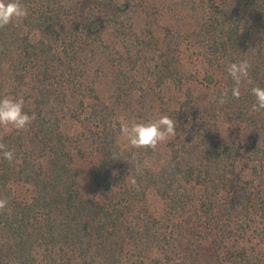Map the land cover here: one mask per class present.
<instances>
[{
	"label": "trees",
	"instance_id": "16d2710c",
	"mask_svg": "<svg viewBox=\"0 0 264 264\" xmlns=\"http://www.w3.org/2000/svg\"><path fill=\"white\" fill-rule=\"evenodd\" d=\"M20 2L0 97L35 119L0 127V264H264V0ZM165 115L155 149L120 135Z\"/></svg>",
	"mask_w": 264,
	"mask_h": 264
},
{
	"label": "clouds",
	"instance_id": "9594fccd",
	"mask_svg": "<svg viewBox=\"0 0 264 264\" xmlns=\"http://www.w3.org/2000/svg\"><path fill=\"white\" fill-rule=\"evenodd\" d=\"M28 15L27 9L20 0H0V28L6 27L13 21L22 20ZM250 64L247 60L233 62L228 65L227 71L235 86L231 89V96L239 98L241 81L248 77ZM228 95L221 93L219 103L224 102ZM251 95L255 102L252 105L255 111L264 110V88H251ZM25 101L22 97H0V127L16 131L25 130L35 119V115H29L24 110ZM177 121L169 116H161L159 119L148 122H128L122 120L120 135L127 141L128 146L136 149H155L158 144L165 143L169 138L176 136ZM0 158L12 162L15 154L12 150H5V145L0 144ZM135 183V180L132 181ZM7 199L0 198V210L7 208Z\"/></svg>",
	"mask_w": 264,
	"mask_h": 264
},
{
	"label": "rangeland",
	"instance_id": "374dc122",
	"mask_svg": "<svg viewBox=\"0 0 264 264\" xmlns=\"http://www.w3.org/2000/svg\"><path fill=\"white\" fill-rule=\"evenodd\" d=\"M196 66L200 69L199 61L197 62ZM150 203H151V205H152V209H153V210L156 211L157 208L159 209V207H160V203H159V201H158L156 198L151 197V198H150Z\"/></svg>",
	"mask_w": 264,
	"mask_h": 264
}]
</instances>
